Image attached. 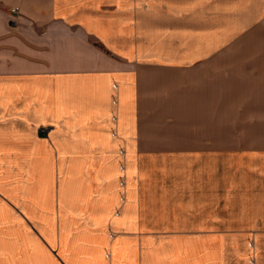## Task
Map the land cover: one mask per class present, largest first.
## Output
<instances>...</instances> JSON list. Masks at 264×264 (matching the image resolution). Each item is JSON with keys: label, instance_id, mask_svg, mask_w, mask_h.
<instances>
[{"label": "crops", "instance_id": "crops-1", "mask_svg": "<svg viewBox=\"0 0 264 264\" xmlns=\"http://www.w3.org/2000/svg\"><path fill=\"white\" fill-rule=\"evenodd\" d=\"M0 264H264V0H0Z\"/></svg>", "mask_w": 264, "mask_h": 264}]
</instances>
